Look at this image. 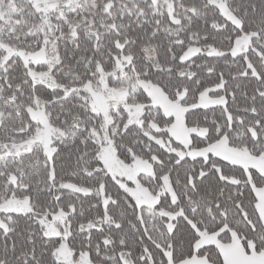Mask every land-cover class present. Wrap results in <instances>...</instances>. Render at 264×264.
Instances as JSON below:
<instances>
[{
    "label": "snow or ice",
    "instance_id": "1",
    "mask_svg": "<svg viewBox=\"0 0 264 264\" xmlns=\"http://www.w3.org/2000/svg\"><path fill=\"white\" fill-rule=\"evenodd\" d=\"M0 264H264V0H0Z\"/></svg>",
    "mask_w": 264,
    "mask_h": 264
}]
</instances>
